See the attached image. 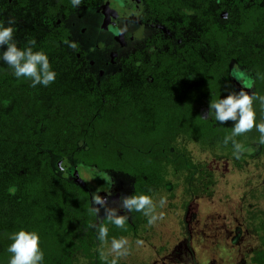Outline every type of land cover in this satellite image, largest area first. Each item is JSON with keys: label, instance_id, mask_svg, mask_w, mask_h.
<instances>
[{"label": "trees", "instance_id": "16d2710c", "mask_svg": "<svg viewBox=\"0 0 264 264\" xmlns=\"http://www.w3.org/2000/svg\"><path fill=\"white\" fill-rule=\"evenodd\" d=\"M97 2L0 0V23L13 20L18 46L34 39V51H44L57 74L48 86L33 87L0 60V264H9L10 236L22 228L39 233L42 264H110L107 247L114 237L143 233L148 217L142 212H127L126 230L105 217L97 220L88 189L64 174L72 165L91 190L97 189L93 181L104 187L111 172H120L133 179L131 195L147 194L154 201L163 196L171 206L179 187L205 191L213 184L209 171L197 173L185 141L202 139L209 147L223 143L224 124L195 129L202 122L198 114H159L176 108L150 102L138 84L127 82L130 76L109 78L127 81L108 89L76 64V45L64 19ZM250 213L261 247L248 254L246 264H264V208ZM101 225L109 229L108 245L97 238ZM118 264L127 263L120 258Z\"/></svg>", "mask_w": 264, "mask_h": 264}, {"label": "flooded vegetation", "instance_id": "af4514ba", "mask_svg": "<svg viewBox=\"0 0 264 264\" xmlns=\"http://www.w3.org/2000/svg\"><path fill=\"white\" fill-rule=\"evenodd\" d=\"M99 5L103 8V36L96 37L94 45L83 42L88 46L82 48L70 29L74 23L68 25L67 21L72 16L82 18L87 9H98ZM80 12L72 13L64 22L76 45V64L94 76L99 87L110 89V84L125 83L127 79H109L118 73L130 76L127 82L138 84L151 96L150 102L161 104L160 108H176L175 112L160 109L159 114H198L202 122L195 129L222 124L214 113H208L210 101L239 91L249 79L254 85L245 90L264 96V0H98ZM82 32L87 33L88 26H83ZM89 54L93 58L89 59ZM96 64L102 67L95 73L91 68ZM233 72L241 79H235ZM254 109L258 124L264 122V105L256 101ZM224 126L223 135L218 134L222 141L233 129ZM180 137L179 143L184 142L183 133ZM210 137L204 140L211 141ZM240 138L247 151L239 159L230 157L234 151L231 142L225 145L217 140L211 146L226 151L222 155L235 165L241 166L255 156L264 162L260 133L253 128ZM185 144L211 153V146L202 139ZM107 180L103 188L93 191L106 197L113 186V180ZM204 188L208 192L210 187ZM179 190L182 192V187Z\"/></svg>", "mask_w": 264, "mask_h": 264}, {"label": "rangeland", "instance_id": "374dc122", "mask_svg": "<svg viewBox=\"0 0 264 264\" xmlns=\"http://www.w3.org/2000/svg\"><path fill=\"white\" fill-rule=\"evenodd\" d=\"M102 9L101 5L98 9H87L86 14L80 12L82 18L72 16L67 21L68 25L74 23L70 29L82 48L87 49L88 43L94 45L96 37L103 36L100 31ZM83 26H88L87 33L83 34ZM88 58H93V54H89ZM101 67V64H96L91 70L96 73ZM111 70V67L108 68V71ZM224 125L233 128L234 122L228 121ZM237 138L240 142V136ZM187 149L198 167L197 173L209 171L213 184L208 192H194L193 186L182 192L178 190L172 206L169 205L170 199H167L164 208L158 205L157 213L162 212L164 218L153 225L147 224L138 238L127 237L131 244L130 252L121 258L127 264H246L248 254L261 247L250 213L252 208H264V162L261 158L255 156L239 166L232 161L236 158L233 153L230 156L232 160H227L226 156L219 154L220 151L215 157L194 144L187 145ZM52 165L60 174L54 159ZM64 174L67 179L88 189L94 207L92 195L96 192L81 182L74 165ZM110 177L113 186L111 194L106 196L108 205L116 207L119 214L128 216L119 204L122 196L132 194L133 179L120 172H111ZM92 186L103 188L96 181ZM105 215L104 208H101L96 214L97 220ZM137 240L143 241V244L137 246ZM109 249L110 245L107 251Z\"/></svg>", "mask_w": 264, "mask_h": 264}, {"label": "clouds", "instance_id": "9594fccd", "mask_svg": "<svg viewBox=\"0 0 264 264\" xmlns=\"http://www.w3.org/2000/svg\"><path fill=\"white\" fill-rule=\"evenodd\" d=\"M73 6H78L81 0H71ZM15 27L14 21L9 20L8 24L0 23V60H3L13 71L17 78H26L31 81L33 87L37 85L48 86L56 79V72L52 70L47 54L44 51L36 50L35 40H29L26 45L21 48L14 39ZM235 79H241L237 72H233ZM254 81L249 79L243 87L236 92H230L227 96L213 100L209 103L208 113H214L215 119L224 124L233 121L234 126L231 135L224 138L223 143L227 145L229 142L233 145V155L239 159L241 154L247 151L245 146L238 142L235 138L244 135L253 128L260 133L259 143L264 145V122L256 123V112L254 103L259 101L264 105V96L255 92H249L245 89H251ZM111 193L109 192V195ZM94 207L91 209L98 215L101 208L105 210V218L110 224L117 228L125 229L127 221L126 215L118 213L116 207L108 205L107 198L101 196L99 192L92 195ZM167 204L166 197H160L159 207L162 209ZM119 207L126 212H142L148 217V224L153 225L157 220H162L163 213H157V204L152 197L147 194L122 196L120 198ZM126 230V229H125ZM98 240L102 245H108L109 229L101 225L97 229ZM12 241L7 249L11 254L9 264H42L44 253L40 247L41 237L35 230L20 229L10 236ZM137 246L143 244V241L137 240ZM130 241L127 237L113 238L110 242L108 255L113 258L110 264H118V260L125 257L130 252ZM101 258L107 261V255L104 251L100 253Z\"/></svg>", "mask_w": 264, "mask_h": 264}]
</instances>
